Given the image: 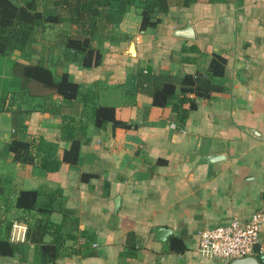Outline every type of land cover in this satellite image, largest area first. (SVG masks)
I'll use <instances>...</instances> for the list:
<instances>
[{
	"label": "crops",
	"instance_id": "crops-1",
	"mask_svg": "<svg viewBox=\"0 0 264 264\" xmlns=\"http://www.w3.org/2000/svg\"><path fill=\"white\" fill-rule=\"evenodd\" d=\"M139 19L126 8L113 34L96 43L94 64L62 57L55 34L64 24L0 55V93L9 109L23 111L19 133L47 141L43 152L57 160L41 173L11 153L0 157V212L27 227L37 207L51 208L63 245L46 264H225L198 252V230L244 221L264 199V0L172 5L153 28H140ZM186 22L191 39L175 34ZM213 55L223 58L221 76L207 70ZM39 65L53 81L65 73L76 94L66 99L27 73ZM165 82L173 96L155 102ZM98 107L108 117L97 118ZM11 136L10 111L2 110L0 146ZM72 140L75 160H63ZM23 189L37 192L35 208L16 207ZM0 263L21 264L3 256Z\"/></svg>",
	"mask_w": 264,
	"mask_h": 264
},
{
	"label": "trees",
	"instance_id": "trees-1",
	"mask_svg": "<svg viewBox=\"0 0 264 264\" xmlns=\"http://www.w3.org/2000/svg\"><path fill=\"white\" fill-rule=\"evenodd\" d=\"M195 0H0V55L12 54L25 50L32 42L44 40L45 32L56 24H64L68 29H62L55 34L61 44V54L64 59H73L80 55L82 64L96 63L100 56V49L96 43L110 37L113 27L122 13L130 5L134 6L140 16L139 27L153 28L160 21L162 14L170 6H185ZM223 58L213 55L208 65L210 76H221ZM31 76H39L44 82L52 85L55 91L66 99L76 94V83L69 80L65 73H61L58 80H51L49 69L43 66H28ZM47 78V79H46ZM188 85L194 84L189 76L183 78ZM189 88L190 87H186ZM195 88V87H194ZM183 89H185L183 87ZM202 92V91H201ZM6 94L0 93V111L9 110L11 114L12 136L9 141L0 146V157L11 153L12 159L32 164L41 173L53 170L57 160L43 152L47 141L39 138L24 137L22 110L9 109L5 101ZM173 96V87L165 82L153 94L155 102H164ZM105 107H98L97 118L105 116ZM108 109V108H107ZM112 118L111 114L109 115ZM116 122V121H113ZM19 132H22L21 134ZM77 142L72 140L68 149L62 154L63 160L74 161ZM37 192L32 189L19 191L15 204L21 210L35 208ZM6 195L0 185V204H6ZM0 212V256L13 263L38 264L52 263L60 254L63 245L62 223L53 222L48 215L51 208L47 205L37 207L39 216L27 221L25 241H12L8 238V230L12 221L4 219ZM50 235L48 240L44 239ZM69 238L73 234H68ZM29 249L33 256L29 257Z\"/></svg>",
	"mask_w": 264,
	"mask_h": 264
},
{
	"label": "built area",
	"instance_id": "built-area-1",
	"mask_svg": "<svg viewBox=\"0 0 264 264\" xmlns=\"http://www.w3.org/2000/svg\"><path fill=\"white\" fill-rule=\"evenodd\" d=\"M263 220L264 199L258 203L244 221L231 218L221 224L201 227L198 230L197 250L207 256L228 260L249 254L253 244L258 242L260 251L264 252V240L258 239L259 225ZM25 231V223L13 222L9 239L22 241Z\"/></svg>",
	"mask_w": 264,
	"mask_h": 264
},
{
	"label": "water",
	"instance_id": "water-1",
	"mask_svg": "<svg viewBox=\"0 0 264 264\" xmlns=\"http://www.w3.org/2000/svg\"><path fill=\"white\" fill-rule=\"evenodd\" d=\"M191 31L192 30H191L190 23L186 22L183 27L175 29V34L176 35H185V37H189L191 39L192 38ZM155 230H159V229H155ZM252 251H253V253H255V256H253L251 254H246V255H243L241 257L228 259L225 264H258L256 257L262 263H264V253L259 251V243L258 242H255L253 244Z\"/></svg>",
	"mask_w": 264,
	"mask_h": 264
}]
</instances>
